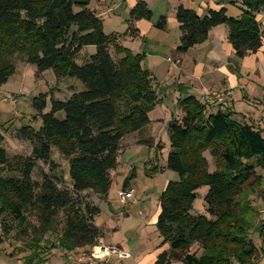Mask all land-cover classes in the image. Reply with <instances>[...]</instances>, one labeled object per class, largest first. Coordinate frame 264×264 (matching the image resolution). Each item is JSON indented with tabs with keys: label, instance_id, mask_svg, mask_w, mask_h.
Instances as JSON below:
<instances>
[{
	"label": "trees",
	"instance_id": "trees-1",
	"mask_svg": "<svg viewBox=\"0 0 264 264\" xmlns=\"http://www.w3.org/2000/svg\"><path fill=\"white\" fill-rule=\"evenodd\" d=\"M92 1L0 0V85L14 73L17 57L34 65L36 74L52 70L56 78H74L83 85L66 100L50 96L48 112L43 110L50 93L32 99L40 126H23L15 135L29 144L28 156H14L10 164L0 133V216L16 222L17 232L25 235L30 213L35 219L31 228L40 232L33 235L37 245L50 242L46 234L60 225L50 249H61L64 257L77 249L90 251L102 237L95 224L100 208L90 201L89 192L106 198L122 138L146 126L148 112L158 103L156 80L142 65L144 52L123 47L116 33L106 34L100 16L89 7ZM263 11L264 0H240L236 17L223 7L198 15L179 5L176 52H186L204 41L210 29L225 25L237 58L254 53L264 35L256 16ZM151 18L146 2L137 1L121 36H138L134 22ZM154 27L163 30L166 16L160 15ZM90 45L95 46L91 55L84 50ZM177 107L179 114L167 124L169 150L161 168L175 172L178 179L168 180L158 197V247L166 244L167 249L156 255L154 264H264V221L251 220L247 199L261 182L257 169L264 170L261 129L237 121L232 111L212 112L209 102L193 95L179 98ZM59 112L63 117L56 115ZM53 151L67 159V181L45 171L40 180L33 179L38 163L53 166ZM156 171V165L147 170ZM134 177L132 168L121 188ZM202 187H207L204 209L194 212ZM3 222L1 228L8 232L9 221ZM36 249L42 261L43 248Z\"/></svg>",
	"mask_w": 264,
	"mask_h": 264
},
{
	"label": "rangeland",
	"instance_id": "rangeland-1",
	"mask_svg": "<svg viewBox=\"0 0 264 264\" xmlns=\"http://www.w3.org/2000/svg\"><path fill=\"white\" fill-rule=\"evenodd\" d=\"M233 6H236V4L233 3ZM154 12L155 18L157 20L159 15H157L155 10ZM260 13L261 12H259V14ZM261 17H264V15ZM102 26L103 31L107 32V34H110L113 31L122 32L124 28L123 24L118 19L115 20L104 18L102 21ZM84 50L87 54L91 55L95 53V46H86ZM151 57L153 56L150 55L148 58L149 60L144 61L145 68H147V66L150 68L154 66V60ZM15 64L14 73L8 78L6 83L0 85V133L4 138L2 147L7 152L10 164L13 163L12 157H25L30 154L31 148L29 144L15 136L18 130L26 125L32 126L36 129L40 126L39 116L36 120H34V117L37 115V113L32 107V99L39 93H50L48 95L47 106L43 110V112H48L50 109V96L57 100L63 101L66 100L73 92L81 91L83 89V85L78 80L69 77L56 78L52 70H46L36 74V67L32 64L26 63L20 57L15 59ZM233 66L236 67L237 72L235 73L241 77L243 82L252 80L256 84H261V86H264V70L262 72L250 71V69L245 68L243 64H236V62H233ZM155 70L158 79L161 78V73H163V70L160 67L155 68ZM163 85L164 84H160L159 87H164ZM217 87L219 88L221 86L218 85ZM210 88L211 87H209L206 92ZM214 88L216 90L223 91L222 89H218L216 87ZM182 90L184 89H181V91ZM255 90L257 92L258 88ZM259 91V97H257L259 99L253 98L244 100L242 103L243 106L239 105L240 103H238V109L236 110L237 113L233 111V117L240 122H244L243 120H245L246 123L250 122L255 126L259 125L257 128L261 129L262 135L264 137V91L261 89ZM165 93H168V90H166ZM237 96L240 95L237 94ZM254 96L256 97V95ZM9 97H12L13 101H9ZM164 97V102L169 110L168 113L175 112L174 110L177 106L175 107V104L172 103V96L165 94ZM212 99L213 100L207 101L211 102L209 103V108H211L210 106H214V108L218 107L219 105L225 104L230 100L229 99L223 103H220L217 99L213 97ZM237 102L238 100H235V103ZM172 105H174V107H172ZM248 110L250 112H248ZM56 115L58 117H63L62 112H59ZM164 124L166 123L163 120H159L154 123L156 126L152 128V130L147 127L141 132L128 135L121 142V153L119 154L120 157L118 159L119 163H117L118 165L114 171V174L112 175V184L106 197L107 200L112 203L114 207H116L117 211L123 210L121 206L122 204L126 205V209L129 208L128 203H130L131 200H125L124 203L121 204L119 202L117 193L118 191L123 190L120 186V184L122 185V176L125 174L127 176L130 171L129 168L132 167L135 171V177L130 180V188H132L134 191V201L136 204L132 205L130 211L131 214L128 217H119L121 219L116 222L118 229L114 231L115 233L113 235L105 234L104 239L107 240V244L113 242V240L117 242L119 240H123L125 244H128V250L130 251L131 256L120 260L114 255H110L108 257L107 264H135L134 261L137 257L153 250L160 241L156 240L157 235L155 223H153L150 219L155 220L154 216L158 210L157 200L159 194L163 191L166 182L168 180L175 181L178 179V175L175 172L161 168L165 165L167 152L169 150V136L167 128ZM151 133L155 139L150 137ZM146 139H148V142H146ZM139 140L143 141L139 142ZM159 143L160 146H162L161 148L159 147ZM124 151H130V153L124 155ZM204 155L208 161L209 170L213 171L214 165L209 154L205 152ZM51 163V165H53L52 167H50L49 164H44L41 162L38 163L32 173V178L35 180H40L41 171H45L49 175L55 174L60 178V180L65 179V181H67V159L62 157L58 151H53ZM155 165L158 167V171L155 173L147 172L148 169H151L152 171ZM14 173L16 175L17 171L14 170ZM257 173L262 177L261 182L256 188L250 190L247 197L251 205V220L254 221V223L264 221V170L257 169ZM130 188L128 186L124 190H128ZM206 190L207 187H202L198 190L199 195L194 201L193 206L194 212H202L204 209L203 196ZM89 198L91 202L103 209V211L100 210L101 214H99L97 217L98 222L102 223L104 215L110 212L105 208V204L103 205L104 198H99L91 192H89ZM26 215L29 216L28 223L30 226L27 228V230H25V235H20V233L17 232L18 225L16 222L11 223L7 216H0V264H45V261L43 260L50 258V254L55 251L50 249V242H56L60 225L56 228V231L46 234V236L50 238V242L43 245H37V243H35L36 241L34 240H36V236H38L40 232L37 229L33 230L31 228V224H35V219L33 216H31L30 213ZM58 217H60V215ZM5 221H9L8 224L11 226L8 232H4L1 228V223L3 222L4 224ZM112 221L115 220L113 219ZM100 229L103 232L105 231L103 227H100ZM33 235L36 236L33 237ZM97 244H99V242H97ZM142 244H144L145 247ZM36 246L43 248V251L39 252L42 261L38 259V251L37 249L35 250ZM141 246L144 247V249H142ZM138 249L140 251H138ZM194 249H196V246L192 247V250ZM92 251V249L87 251L86 248L74 250L72 252V257L74 258L73 261L76 264H83L82 262L77 261L79 256L84 252ZM31 252H33L32 255L28 256L31 254ZM62 253L63 251L61 249H59V251H55L56 256ZM24 255H27V257L18 259ZM62 255L64 256V254ZM172 264L181 263L175 261Z\"/></svg>",
	"mask_w": 264,
	"mask_h": 264
},
{
	"label": "crops",
	"instance_id": "crops-1",
	"mask_svg": "<svg viewBox=\"0 0 264 264\" xmlns=\"http://www.w3.org/2000/svg\"><path fill=\"white\" fill-rule=\"evenodd\" d=\"M137 1L139 0H95L89 4L90 9L94 10L96 14L100 16L102 21L104 18L118 19L123 24L124 28L122 32L113 31L111 33L118 34V41L123 47L133 52H144V60L142 63L144 68V61H148L150 55L153 56L151 58L154 60V66L151 68L147 66L146 69L154 76L158 85V103L148 112L150 122L134 133L141 132L147 127L152 130V128L157 125H154V123L159 120H163L166 123L164 125L167 128L169 120L179 114V110L176 107L179 98L193 95L198 99L206 100L204 94L209 87L218 88L217 86L219 85L221 87L218 89L225 90L227 88H232L235 90L232 98L225 104L219 105L215 108L214 106H210V111L212 112L219 108L225 111L236 112L238 109V103L243 106L242 103L244 100L253 98L259 99L257 98L259 97V90L261 89L264 91V86L256 84L252 80L243 82L241 77L235 73L237 72V69L233 66V62H236V64H243L245 68L250 69V71L262 72L264 70V36L262 38L261 46L256 52L250 53L239 59L235 56L232 46L227 41V27L225 25H219L210 29L206 39L201 43L194 45L184 53L176 52V47L180 45L181 36L179 25L175 19V10L177 6L182 5L185 8L194 10L198 15H204L209 9L218 10L223 7L226 9V13L229 16L236 17L240 14V0H143L152 11V18L150 20L139 19L134 22L135 28L138 29V36H121L126 32L128 27L130 9L137 3ZM233 3H235L236 6H233ZM154 10L157 12V15L166 16V27L163 30L154 27V23L156 22ZM262 15H264V12H261L260 14L258 13L256 16L258 21L264 27V17H261ZM105 33L107 34V32ZM158 67L163 70V73H161L162 76L159 78L161 80L158 79L155 72V68ZM160 84H164V87H159ZM256 88H258L259 92H256ZM181 89L184 90L181 91ZM166 90H168V93H165ZM165 94L172 96L171 101L176 107L174 110L175 112L173 113H168L169 110L164 102ZM237 94L240 96H237ZM254 95H256V97ZM235 100H238V102L235 103ZM172 107H174V105H172ZM248 112L250 111L248 110ZM243 121L245 122V120ZM248 123L251 124L250 122ZM251 125L256 128L259 126ZM127 136L128 135L125 137ZM125 137L122 138L121 142ZM150 137L154 138L152 133L150 134ZM140 141L142 142L143 140H139V142ZM120 153L121 149L119 154ZM128 153H130V151H124V155ZM119 154L117 161L120 157ZM131 169L132 167L129 168V170ZM125 177L126 174L122 176L121 183ZM128 186L130 188V182ZM134 204H136L135 201H130V203H128L129 208L127 209L125 208L126 205L122 204L121 206L123 210L117 211L116 207L107 200V197L103 199V205L110 212L104 215L102 223L98 222V218L95 219L96 226L103 227L105 230L104 232L102 231V237L98 240L100 244L104 246H115L127 251L131 256L130 251L128 250V244H125L123 240H119L118 242L113 240V242L107 244L104 235H113L115 233L114 231L118 229L116 222L121 218L128 217L131 214L130 211ZM99 208L103 211L101 207ZM158 211L159 210L155 213V220L150 219L153 223L156 222ZM120 216L121 218H119ZM113 219L115 221H112ZM156 235V240L159 241V235L157 232ZM158 244L159 243H157L154 249L150 252L137 257L134 261L135 264H154L156 255L161 250L167 249L166 244L161 247H158ZM144 247H142V249H144ZM138 251L140 250L138 249ZM71 255H73V253ZM25 257H27V255L18 259H23ZM73 260L74 258L72 256H68L66 259L64 256L61 257L60 254L56 256L54 251L50 254V258L44 259L43 261H45V264H76ZM107 261L108 259L106 260V264Z\"/></svg>",
	"mask_w": 264,
	"mask_h": 264
},
{
	"label": "built area",
	"instance_id": "built-area-1",
	"mask_svg": "<svg viewBox=\"0 0 264 264\" xmlns=\"http://www.w3.org/2000/svg\"><path fill=\"white\" fill-rule=\"evenodd\" d=\"M234 89H225L223 91L216 90L214 87H211L205 94L206 100L217 99L218 102L223 103L232 98L234 94ZM9 101H13L12 97L8 98ZM120 203H124L125 200H133L134 202V191L132 188L128 190H120L117 193ZM92 252H84L77 259L78 262L83 264H106V260L110 255H114L120 260L130 257L129 253L125 250L119 249L115 246H104L102 244H97L96 247L92 248Z\"/></svg>",
	"mask_w": 264,
	"mask_h": 264
}]
</instances>
